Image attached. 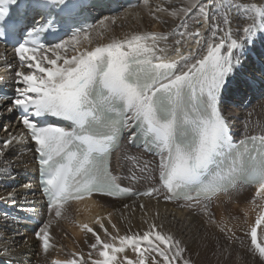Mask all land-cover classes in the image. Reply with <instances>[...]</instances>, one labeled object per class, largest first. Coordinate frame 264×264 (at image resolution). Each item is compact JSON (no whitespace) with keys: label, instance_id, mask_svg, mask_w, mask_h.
<instances>
[{"label":"snow or ice","instance_id":"1","mask_svg":"<svg viewBox=\"0 0 264 264\" xmlns=\"http://www.w3.org/2000/svg\"><path fill=\"white\" fill-rule=\"evenodd\" d=\"M140 2L157 21L167 23L157 15L166 13L179 23L170 32L108 36L117 15L83 22L84 9L103 7L98 0H0V37L6 33L13 39L22 37L15 54L20 69H28L15 72L18 86L12 99L34 142L47 199L49 219L35 232L42 251L47 254L55 247L52 226L70 219L69 207L74 201L94 195L137 198L123 208L135 211L139 200V209L147 216L144 197L183 200L186 203L181 207L195 215L203 212L215 224L210 210L213 203L222 195L230 200V194L244 184L255 186L250 203L259 209L246 230L250 238L247 251L264 264V124L258 122L259 131L253 135L247 134L245 125L244 134L237 139L223 110L233 82L238 74L243 75L249 45L258 35L264 36V4L185 0L168 7L165 5L173 0H165L153 9L151 0ZM6 5L14 6L15 13L10 14ZM194 10L200 14L194 23L201 27L190 30L188 19ZM232 10L242 11L243 18L250 21L236 29L241 36L234 35L231 27ZM220 13L223 29L220 22L209 23L210 17ZM35 15L43 23L29 26V18ZM57 25L67 38L54 31ZM106 37L107 43L94 44ZM169 37L179 38L170 44ZM189 41L195 47L182 50ZM49 117L68 126L49 123ZM125 133L130 143L139 140L158 157L154 167L145 162L143 167L136 165L139 175L134 171L114 173L112 154L120 148ZM15 140L14 136L5 140L0 155ZM142 183L147 186L140 190L137 186ZM22 187L30 189L29 185ZM0 199L16 205L17 194L9 192ZM27 203L21 200L19 211L27 212ZM244 212L247 216L248 210ZM112 215L108 212L106 218L115 235L105 226L104 216L94 219L103 236L91 224L76 222L94 241L88 245L87 259L82 252H72L68 259H54L51 264H194L181 241L156 222L159 210L145 220V230L129 229L125 234H120ZM226 224L222 219L221 232L226 231ZM227 231L231 241L235 233ZM128 251L134 255H127ZM242 259L237 252L235 264Z\"/></svg>","mask_w":264,"mask_h":264},{"label":"bare ground","instance_id":"2","mask_svg":"<svg viewBox=\"0 0 264 264\" xmlns=\"http://www.w3.org/2000/svg\"><path fill=\"white\" fill-rule=\"evenodd\" d=\"M164 2L165 0H151L150 7L154 9L157 3ZM184 2L185 0H173L171 5L166 4L165 6H179ZM224 2L227 3L228 0H224ZM252 2L264 4V0H236V3ZM125 11L128 13L126 16L121 15V13L117 14L119 18L116 24L112 26V32L108 36L123 37L125 33L144 31L170 32L179 23L178 19H173L166 13H157V15L161 16L162 20H166L167 23L157 21L148 15V8L142 2L138 7ZM212 11L214 12V9ZM222 14L210 17L209 23L220 22L221 29H223L225 26L221 22ZM104 15L111 14H102L100 17ZM244 15L245 13L242 11L237 13L235 10L229 13V19L233 21L231 27L236 36L242 35V32H236V29H242L245 24L250 22L243 18ZM237 16L240 18L233 19ZM195 18H200V14L194 10L188 19L190 30L199 27L194 23ZM204 32L206 36L209 35L207 28L204 29ZM218 35H222V32ZM178 38L169 37L168 43L171 44L173 39ZM262 40H264V36H262ZM97 42L107 43L108 37L99 41L94 40V44ZM189 44L192 42L189 41L182 45V50L188 48ZM192 47L195 45L192 44ZM14 54L13 49L0 45V81L7 84L11 90L18 86L15 84V72L18 70L28 71L27 68L20 69L19 60ZM246 64L249 65L247 61ZM233 102V104L226 103L223 107L224 114L228 117L232 128L237 131L239 137L244 134L245 125L248 127L247 134H256L259 131L257 123L264 124V100H254L249 110H242L240 100L235 99ZM234 108L240 109L241 112L235 113ZM2 117L3 121H1ZM21 134H23V139L20 138ZM13 136L16 137L14 143L4 149V154L0 155V197H7L9 192H15L17 203L14 205L10 199H0V205L15 211L17 216L31 213L45 222L49 219V215L38 192L37 180L33 178L36 166L33 159L32 144L27 140L22 121L15 117L11 104L0 101V148H3L5 140ZM154 160L157 161L156 158ZM22 185H29L30 189H25ZM145 186L147 185L143 184L141 188ZM230 195V200L229 196L222 195L218 201L213 203L215 224L208 222L207 217L206 219L200 218L191 210L181 207L186 202L170 203L165 202L162 198L159 201L148 197L142 198L149 209L147 216H144L140 211L139 200H137L135 211L123 208L125 203L131 205L134 198L115 200L108 197H95L94 199L72 203L69 207L70 219L60 220L52 226V243L55 247L50 249L47 254L42 251L41 242L35 236V232L43 223L36 226L35 231L32 232L27 229L29 225H32L31 223L9 219L0 212V257L14 261L16 264H51L54 259H68L72 252H82L87 259V253L90 251L88 245L94 241L91 234H85L79 223H76L77 221L91 224L103 236L102 230L95 225L94 219L97 215L104 216L105 226L115 235L116 233L106 218L107 213L112 212V222L120 229V234H125L129 229L133 232L145 230L147 228L145 220H150L154 216L155 210H159L160 216L156 222L163 225L165 232L172 233L176 239L181 241V244L187 249L186 255L193 260L194 264H235L237 252L243 257L240 264H261L258 256L253 257L244 249L245 247H241V239H239L242 233H245L243 228L253 224L259 212V209H253L250 203L254 192L250 188H241L234 190ZM24 199L28 202L26 205L27 212H21L18 208L20 201ZM225 201L228 202L225 203ZM257 203L260 201L257 200ZM245 209L248 210L247 216H245ZM222 219L227 221L225 232H221L219 228ZM246 220L247 223H245ZM227 229H231L235 233L231 241L226 238L231 235ZM225 248L229 249L227 253L224 251ZM126 254L134 255L131 251ZM93 258H96L95 253Z\"/></svg>","mask_w":264,"mask_h":264},{"label":"rangeland","instance_id":"3","mask_svg":"<svg viewBox=\"0 0 264 264\" xmlns=\"http://www.w3.org/2000/svg\"><path fill=\"white\" fill-rule=\"evenodd\" d=\"M214 12H215V10H214ZM195 20H196V18H195ZM198 26L200 27L201 25H198ZM191 47H192V44H189L188 48H191ZM242 110H249V108H248V109H242ZM233 111H234L235 113H238V112L240 113V112H241L240 109L237 110L236 108H234ZM1 121H3V117L1 118ZM18 175H19V174L17 173V176H18ZM145 185H146V184H145ZM211 207H212V208H211V209H212L211 212L214 213V211H213V206H211ZM211 209H210V210H211ZM199 214H200V215H199ZM199 214L197 215L198 217L200 216V218H203V219H206V217H207L206 220H207L208 222H211L210 219H209V216H208L207 214H206L207 216H206L205 213H203V212H200ZM202 214H203L204 216H203ZM214 214H215V213H214ZM214 219H215V216H214ZM206 220H204V222H206ZM242 227H243V225H242ZM246 228H248V226H246ZM246 228H245V227L243 228L245 233H242V236H240L239 239H241V240H240V242H241V243H240L241 247H242V248L245 247L244 249L247 250L248 247H249V245H250V243H249V242H250V238L246 235V230H247ZM245 229H246V230H245ZM64 235H65V234H64ZM247 243H248V244H247ZM246 247H247V248H246Z\"/></svg>","mask_w":264,"mask_h":264}]
</instances>
